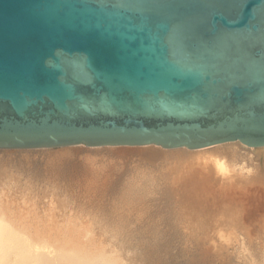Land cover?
<instances>
[{"label": "water", "instance_id": "1", "mask_svg": "<svg viewBox=\"0 0 264 264\" xmlns=\"http://www.w3.org/2000/svg\"><path fill=\"white\" fill-rule=\"evenodd\" d=\"M264 148V0H0V149Z\"/></svg>", "mask_w": 264, "mask_h": 264}, {"label": "rangeland", "instance_id": "2", "mask_svg": "<svg viewBox=\"0 0 264 264\" xmlns=\"http://www.w3.org/2000/svg\"><path fill=\"white\" fill-rule=\"evenodd\" d=\"M68 148V149H67ZM77 148V149H76ZM122 147H86V146H72V147H62V149L61 148H53V149H38V151H37V149H28V150H23L22 152H21V150L22 149H0L1 151H0V168H1V166H2V168H3V172H5V169H6V171L7 172H5V174H2V169H0V186L2 185V187L3 186H5V184L7 185V186H5V187H3V188H1V189H3V192H6V193H8V194H11L12 193V191H13V193L15 192V191H17V192H15V193H20V194H22V196H26V197H30L31 199H32V201H34L33 202V204L35 205V207L34 208H32V211H33V213L32 214H35L36 213V216L38 215V218L36 219V220H38L39 218H42L44 221H45V219L49 222V224H50V226L47 228L46 227V229H47V233H48V235H51L53 238H54V236L55 235H57V236H55L56 238H55V242H57V243H55V244H57L58 245V247L59 246H61V244H62V246L61 247H64V244L65 245H67V246H65L64 248H68L69 250H71V248L73 249L76 245H72L73 243H77V244H80L81 243V245H78L77 246V249L78 250H80L81 249V251L83 250V248L85 249V247H83V246H85L86 245V249H85V251L86 250H88L90 247H88V246H90L91 245V247L94 249L95 247H96V251H97V249L98 248H101L102 249V247H106V244H102L101 242H102V240L100 239V241H97L98 240V238L97 237H100V236H98V235H102V233L104 234H106V231H104V227L105 226H103V225H101L100 226V224L98 223L99 222V220H100V222H101V220L103 221L104 220V218H105V220L107 219L108 220V218L110 217L111 218V214H110V212H109V210H111V208L109 209V210H107L108 208H106V207H108L107 205V203L109 202V200L111 201V202H113V200H114V198L112 197V195H113V193H111L112 191H116L114 188H118L117 190L119 191L120 189H119V187H120V185L122 186L123 185V181L124 180H127V178L129 177V178H131L132 176H134V172H136V168L138 169V168H143L144 170H145V168L147 167V166H149L148 168H146L147 170H145V171H149L148 169L149 168H152L153 170H151L150 172H152L157 178H159L160 176L161 177H163L164 176V174H163V172L164 173H167V171H169V170H171V167H172V165L174 164L175 165V167L177 168H175L174 169V165H173V171L171 170V171H169L168 172V174H166L165 175V177H163V178H159V179H157L156 178V182L158 183V184H160L159 186L161 187V189H160V187L159 186H156V188L157 187H159V189L158 190H156L152 185H154V184H152L151 186L152 187H150L151 189H153L154 190V192L156 193V194H152V191L151 190H149L148 189V191L149 192H147L148 194H149V196H150V200L149 201H151V202H149L147 199H149V196H147L146 197V195H145V197L147 198H145V201H146V204H150V206L151 207H153L154 208V203H155V206H156V203H157V201L158 200H160V198H162V197H160L161 195L160 194H169L168 196L170 197H168L169 199H166L167 198V195L166 196H164V195H162L163 196V198L164 199H166V201H164V199H161V201L163 200V205H166V206H170L171 204H172V206H170V210H172V209H174V210H172V212L174 211V213H172V216H173V214H174V217H175V215L176 216H178V215H180V216H178V217H176V218H178V221H177V223H176V225H175V227L177 228L176 230H175V228L173 227V229H172V227H169V226H167V228H166V226L165 225H162V227H160V233H161V237H162V235H163V237H165L164 239H163V237H162V239H163V242H164V240L166 241V242H168L169 243V241H170V244H168V243H166V248H165V250H163L162 251V254H163V252L165 253V251H170V252H166V253H169V254H163V256H165V257H167V258H169V259H166L165 257H163L164 259H162L163 261H161V260H159V259H161V257H157L158 258V260L157 261H155V263H157V264H185V263H187L188 264V262H189V264H244V262H245V264H251V262L253 261V260H255V261H253V264L255 263L256 264V260L258 261L257 262V264H259V262H261V264H263L264 263V185L262 184L263 182H264V180H262L261 181V179L263 178L264 179V157H260V158H254L253 160H250V162H252V164L251 165H244V164H242V163H237V167L238 168H240V167H242V169L243 170H240V172H244L243 174H247L246 176H249L251 173H254V175H250L249 177H250V179L248 180V184L247 183H242V184H244L243 186L241 185V183H240V185L239 184H235V182L233 181V182H231L230 184H228L226 181H223L224 182V185L220 182V181H217V183H219V184H216V182H214V184H213V181H215V180H213L212 181V179H209V176L208 175H206L207 176V178H206V176L204 175L205 173H206V170L204 169L203 170V168H201V167H199L200 168V170H201V172H199L198 170H199V168H198V166L199 165H195V166H197L196 168L194 167V165L191 167V168H189V169H191L190 171L189 170H184L185 168H188V167H190V166H186V167H182V169H181V167H180V174L182 173V175H184L185 174V172H186V174H188L189 175V177H191L192 178V181H185V179H180V178H178V179H175V182H171L170 180H172L173 178V176L172 175H176V174H178L177 173V170L179 169V167H178V163H176V161L175 160H173V158L172 157H170V155H167V157L168 158H170L172 161H168V160H170V159H166L165 158V155L164 156H161L162 158H151L150 159V157H148V156H144V157H142L141 155H137V152H135L134 151V153L133 152H131L130 151V153L129 154H126L125 152H127L129 149H132V148H134L135 150H138V149H140L141 147H124L123 146V149H121ZM128 148V149H127ZM69 151V149H70V151L72 152H68L67 150ZM74 149V150H73ZM79 149V151H75V150H78ZM94 149H97V150H94ZM99 149V150H98ZM106 150V151H104L103 152V150ZM113 149H117V150H113ZM119 149H121L122 150V152H124V153H118V152H121V150L119 151ZM127 151H126V150ZM143 149V148H142ZM249 149V148H248ZM2 150H4L3 152H2ZM7 150V151H6ZM8 150L9 151H11V153L13 152V153H15V154H11V156L10 157H12V156H14L15 155V158L13 157V158H10V157H8L10 154L8 153ZM14 150H20L19 152L18 151H14ZM31 150V151H30ZM40 150V151H39ZM63 150H64V153L67 155V156H65V154H62L63 153ZM100 150H101V152H102V154H103V158H102V154L100 153ZM175 150H178V149H173V150H168V153L169 154H171V152H174ZM180 150H183V149H180ZM27 151V153L29 154H26V155H28V157L24 154V152H26ZM29 151H30V153L32 154H30L29 153ZM35 151V152H34ZM47 151H49V152H47ZM55 151V152H54ZM94 151V152H93ZM110 153H109V152ZM113 151H115V152H113ZM1 152L2 153H7V154H9V155H4V157H2L3 156V154H1ZM38 152V153H37ZM42 153V155H41V153ZM48 154H46V153ZM51 152H54L55 153V156L57 157V158H55V156H53L54 155V153H51ZM56 152H57V154L58 153H60V155L63 157V159H62V157L61 156H59L60 158H61V160H58V156H57V154H56ZM79 152V153H78ZM99 152V153H98ZM109 153V154H107V153ZM117 152V153H116ZM139 152V151H138ZM40 153V154H39ZM44 153V154H43ZM51 153V154H50ZM73 154V155H70V154ZM74 153H76V154H74ZM95 155H94V154ZM112 153V154H111ZM116 153V154H115ZM23 154V155H22ZM34 154V155H33ZM100 154V155H99ZM106 156H105V155ZM119 154V155H118ZM125 154L126 155H128L127 157L125 156ZM136 154V155H135ZM17 155V156H16ZM25 155V156H24ZM44 155V156H43ZM45 155L46 156H49V155H52V157L54 158V160L51 158L50 160L49 159H46V157H45ZM59 155V154H58ZM85 155H87V157L85 156ZM88 155H89V157H88ZM97 155V156H96ZM109 155V156H108ZM8 157V159L6 158V157ZM21 156V157H20ZM125 156V157H124ZM139 156V157H138ZM19 157V158H18ZM49 157H51V156H49ZM66 157V158H65ZM95 158V159H93V158ZM98 157H100L101 158V160H102V162H101V160H100V158H98ZM117 157V158H116ZM138 157V158H137ZM7 159L8 161L9 160H11V159H13V160H11L10 161V163L7 161V160H5V159ZM25 158H26V160H25ZM41 158V159H40ZM48 158V157H47ZM59 158V159H60ZM65 158V159H64ZM69 158V159H68ZM97 158V159H96ZM148 158V159H147ZM15 159H16V161H15ZM21 160V162H20V160ZM24 159V160H23ZM88 159V160H87ZM90 159H92V160H90ZM106 159V160H105ZM110 159H112V161L110 160ZM131 160V159H135L134 161L133 160H131L130 162H127L126 160ZM146 159V160H145ZM150 159V160H149ZM152 159H154V160H152ZM165 159L167 160L166 162H165ZM3 160V161H2ZM28 160V161H27ZM47 161V163L45 162V161ZM68 160V161H67ZM87 160V161H86ZM93 160H97L96 162H93ZM100 160V161H99ZM105 160V161H104ZM113 160H115L114 161V165H113ZM121 160V161H120ZM257 160V161H256ZM15 163H14V162ZM23 161H25V163L23 162ZM48 161H52V162H49V163H54L53 165H49V163H48ZM56 161H58L57 163H56ZM61 161H63V163L61 162ZM86 161V162H85ZM112 163H111V162ZM133 161V162H132ZM146 161V162H145ZM26 162H27V164H26ZM29 162V163H28ZM32 162V163H31ZM34 162V163H33ZM45 162V163H44ZM65 162V163H64ZM68 162H71V163H68ZM89 162V163H88ZM109 164V162H110V164L108 165L107 163ZM118 162V163H117ZM135 162V163H134ZM250 162H248V163H250ZM13 163H14V165H13ZM31 163V164H30ZM44 163V164H43ZM69 164L68 166L70 167V165H71V167L69 168L67 165H65V164ZM81 163H82V165H81ZM85 163H87V164H85ZM91 163V164H90ZM103 163H104V165H103ZM115 163L117 164V165H115ZM130 163V164H129ZM145 163V164H144ZM170 163V164H169ZM172 163V164H171ZM176 163V164H175ZM259 165H258V164ZM2 164V165H1ZM3 164H5V165H3ZM23 166H22V165ZM34 164V165H33ZM55 164H56V166H55ZM58 164H61V166L60 165H58ZM63 164V165H62ZM73 164V165H72ZM83 164H84V166H83ZM97 166H96V165ZM100 166H99V165ZM102 164V165H101ZM123 164V166H121ZM127 164V165H126ZM147 164V165H146ZM242 164V165H241ZM30 165V166H29ZM31 165H32V167H33V169H31L32 167H31ZM42 165V166H41ZM44 165H46V167L44 166ZM49 165V166H48ZM60 167V169L62 168V166L64 167L65 166V169H63L64 170V173L65 174H63V171H62V169L60 170V171H58L59 169L57 168L58 166ZM111 165H113L112 167H111ZM125 165V166H124ZM135 165H136V167H135ZM165 165H167V166H165ZM189 165V164H188ZM245 167H244V166ZM10 166V167H9ZM29 166V167H28ZM40 166V167H39ZM47 166H48V168H47ZM55 166V167H54ZM67 166V167H66ZM85 166H86V168H85ZM94 166V167H93ZM116 166V168L114 169V167ZM120 166V167H119ZM129 166V167H128ZM141 166V167H140ZM158 166V167H157ZM249 166H252V168L253 167H255V169L256 168H258L257 169V172L258 173H261V174H259V176H260V178L258 179L257 177L255 178L256 179V181L257 180H259V181H261V182H257L256 184H255V179H254V177L253 176H258L257 175V173H256V171L254 172V168H253V170L249 167ZM256 166H258V167H256ZM19 167V168H18ZM21 167H22V169H21ZM35 167V168H34ZM37 167V168H36ZM51 169H50V168ZM90 169H89V168ZM96 167V168H95ZM97 167H101L100 169L99 168H97ZM104 167V168H103ZM107 167V168H106ZM117 167H118V169H117ZM133 167V168H132ZM194 167V168H193ZM244 167V168H243ZM248 167H249V172L247 171L246 172V169H248ZM30 168V169H29ZM44 168V169H43ZM47 168V169H46ZM54 170H53V169ZM57 168V169H56ZM67 168V169H66ZM69 168V169H68ZM88 168V169H87ZM109 168V169H108ZM120 168V169H119ZM125 168V169H124ZM127 168H128V170H127ZM135 168V169H134ZM184 168V169H183ZM8 169V170H7ZM17 169V170H16ZM36 169H38V170H36ZM88 171H90V170H92V171H95V173L97 174L98 173V176L100 175V176H102V177H100L99 179H100V182H98V183H100V185H102V187H100L99 188V186H93L92 184H91V182L92 181H94L93 179H91V176H90V174H87V172H86V170ZM98 169V170H97ZM110 169H111V171L113 172V173H111V171H110ZM131 169H132V171H131ZM196 169H198L197 170V172L195 173V171H196ZM10 170H12V171H10ZM32 170V171H31ZM36 172H35V171ZM45 170H47V171H45ZM115 170V171H114ZM118 170V171H117ZM121 170V171H120ZM134 170V171H133ZM139 170H142V169H139ZM156 170H159V171H156ZM160 170H162V174H161V172H160ZM176 170V171H175ZM181 170L184 172V174H183V172H181ZM192 170H194V172H193V174H192ZM252 170V171H251ZM8 171H10V172H8ZM22 171V172H21ZM23 171H25V172H23ZM41 171H44L45 172V175H44V173L43 172H41ZM50 171V172H49ZM53 171H54V173H53ZM56 171H58L59 173H61L62 172V174H59L58 172H56ZM88 171V172H89ZM99 171H100V173H99ZM104 171V172H103ZM130 171H131V173L133 172V175H131V173H130ZM175 171V172H174ZM187 171H189V172H187ZM12 172V173H11ZM34 172V173H33ZM48 172V173H47ZM83 172V173H82ZM108 172V173H107ZM115 172V173H114ZM119 174V173H121V174H119V176H116V175H118L117 173ZM123 172V173H122ZM172 172H173V174H172ZM9 173V174H8ZM51 175H50V174ZM56 173L59 175V177H58V175H56ZM77 173V174H76ZM86 173V174H85ZM104 173V174H103ZM158 173V174H157ZM201 173H204V174H202L201 175ZM248 173H250V174H248ZM256 173V174H255ZM15 174V175H14ZM17 174H19V175H17ZM30 174V175H29ZM34 174V175H33ZM48 174V175H47ZM53 174H54V176H55V178H54V176H53ZM115 174V175H114ZM185 174V175H186ZM242 174V173H241ZM22 175V176H21ZM40 175H41V177H40ZM85 175V176H84ZM88 175V176H87ZM105 175V176H104ZM109 175V176H108ZM114 175V176H113ZM124 175V176H123ZM136 175V174H135ZM174 175V176H175ZM184 175V176H185ZM188 175H187V178H188ZM191 175H194V176H191ZM196 175V176H195ZM17 176V177H16ZM20 176V177H19ZM107 176V177H106ZM121 176H122V178L123 177H125V179L123 178L122 180H120L121 179ZM168 176V178H166ZM170 176V177H169ZM261 176H262V178H261ZM32 177V178H31ZM44 179H43V178ZM78 177V178H77ZM84 177V178H83ZM110 177V178H109ZM116 177V178H115ZM137 177V176H136ZM195 177H197V178H195ZM203 177H204V180H203ZM251 177L253 178V180H251ZM21 180H20V179ZM25 178V179H24ZM88 178V179H87ZM102 178V179H101ZM112 178V179H111ZM117 178H118V180H120V181H122L123 183H121V182H119V181H117ZM172 178V179H171ZM175 178V177H174ZM176 178H177V176H176ZM199 178V179H198ZM205 178H206V180H205ZM28 179V180H27ZM109 179V180H108ZM162 181H161V180ZM165 179V180H164ZM19 181V182H17V181ZM33 182H32V181ZM40 180V181H39ZM43 180V181H42ZM92 180V181H91ZM109 181L108 183H106L107 181ZM159 182H158V181ZM174 180V179H173ZM172 180V181H173ZM177 180V181H176ZM179 180V181H178ZM183 180L185 181V183H187L188 182V186L186 185V187H185V185H184V182H183ZM197 180H198V183H196L197 182ZM201 181V183H200V181ZM203 180V181H202ZM210 182H209V181ZM246 180V179H245ZM244 180V181H245ZM12 181H14V183L12 182ZM29 182V183H33L32 184V186H30V185H28L29 183H27V182ZM87 181V182H86ZM195 183H194V182ZM212 181V182H211ZM4 182V183H3ZM49 182V183H48ZM53 184V185H51V183ZM90 184H89V183ZM111 182H113V183H111ZM117 182H119V184L117 183ZM165 184H164V183ZM168 182V183H167ZM170 182V183H169ZM190 182V183H189ZM193 182V183H192ZM204 182V183H203ZM209 182V184H208V187L206 188V184ZM249 182H251V184L249 183ZM22 183V184H21ZM88 183V184H87ZM176 183V184H175ZM193 184V188H195V190H192L189 186H191L192 184ZM206 183V184H205ZM226 183H227V185H226ZM254 183V184H253ZM11 184V185H10ZM36 184V185H35ZM110 184H114V185H110ZM158 184H156L155 183V185H158ZM179 186H178V185ZM197 184V185H196ZM202 185V187L200 186V185ZM210 184H213V185H210ZM215 184H216V186H218V187H216L215 186ZM221 184H222V187H221ZM245 184H246V186H245ZM250 184V186H248ZM253 184V185H252ZM263 185V186H260V185ZM13 185V186H12ZM28 185V186H27ZM33 185H34V187H33ZM49 185H51V186H49ZM54 185H56V186H54ZM116 185H118L117 187H115ZM154 185V186H155ZM176 185H177V187H176ZM195 185V186H194ZM239 185V186H238ZM257 185H259V187L257 186ZM23 186V187H22ZM39 186V187H38ZM54 188H53V187ZM88 186H90V187H88ZM107 186H112V187H114V188H112V189H110V190H112V191H110V190H105V189H108L107 188ZM198 186V187H197ZM205 186V187H204ZM209 186H210V189H209ZM215 186V187H214ZM227 186V187H226ZM235 187V189H234V187ZM255 186V187H254ZM9 187V188H8ZM18 187V188H17ZM20 187V188H19ZM28 187H30V188H28ZM32 187V188H31ZM38 187V188H37ZM49 187V188H48ZM57 188V190H56V188ZM94 187V188H93ZM167 187H168V189H167ZM175 187H176V189H178V187H179V189L180 190H176L175 189ZM201 187V188H200ZM205 188V190H204V192L206 191V193H204L203 192V189ZM212 187H214V188H212ZM225 187L227 188V189H225ZM229 187V188H228ZM257 187V188H256ZM4 188H6L5 190H4ZM79 188V189H78ZM97 188V189H96ZM102 188V190L100 191V189ZM183 188V189H182ZM185 188H187V189H185ZM188 188H190V189H188ZM223 188V189H222ZM241 188V189H240ZM0 189V190H1ZM33 189V190H32ZM35 189V190H34ZM199 189V190H198ZM214 191H213V190ZM216 189V190H215ZM256 189V190H255ZM18 190H21V191H18ZM60 192H59V191ZM65 190V191H64ZM70 190V191H69ZM89 190H90V192H89ZM104 190V191H103ZM156 190V191H155ZM160 190V191H159ZM166 192H164V191ZM175 190V191H174ZM186 190H188V191H186ZM210 190H212L211 192H210ZM221 192H220V191ZM229 190V191H228ZM255 190V191H254ZM39 191V192H38ZM57 191V192H56ZM92 191V192H91ZM98 191V192H97ZM106 191H108V193L106 192ZM191 191L192 192H194V193H196L195 195H193V193H191ZM208 191H209V193L212 195V197H206V194H207V196H208ZM239 191V192H238ZM241 191V192H240ZM247 191V192H246ZM37 194H36V193ZM50 192V193H49ZM100 192V193H99ZM102 192H104V193H106V194H103ZM177 192V193H176ZM188 192H190L195 198H200V196L199 195H197V193L198 192H202L201 194H203L204 195V197H203V195L201 196L202 198V200L200 199V202H203L204 200H206L205 201V204H204V202L202 203V206H201V203L198 201V199H196L197 201H198V203H200V205L198 206V207H200L201 206V209L203 208V206L205 205V207H207V209H208V211L206 212V215H207V213L209 214V215H211L212 216V214H214L215 212V210L218 212H216L217 214H218V216H216L217 217V219L219 220H217L216 221V223H215V225L214 224H209L210 225V229L208 228V227H206V226H209L208 225V221L209 220H207V219H210L211 218V216H209V215H207L208 216V218H207V216L206 215H204V220H202L201 222H198V220H191L190 218H188L187 217V219L184 217L185 215V213L183 214V204L181 205V202H182V199L183 198H186V197H188V198H192L191 196L192 195H190V197H189V193ZM219 192H220V195H219ZM227 192V193H226ZM256 192V193H255ZM58 193H59V195H58ZM61 193V194H60ZM158 193V194H157ZM186 193V194H185ZM188 193V194H187ZM214 193H217L216 195L214 194ZM239 193H242V195L241 194H239ZM245 193V194H244ZM28 194V195H27ZM66 194V195H65ZM89 194V195H88ZM119 194V193H118ZM147 194V195H148ZM150 194H152V195H150ZM171 194H173V195H171ZM209 194V196H211ZM223 194V195H222ZM230 194V195H229ZM246 194H250V195H246ZM37 195V196H36ZM95 195V196H94ZM102 195V196H101ZM157 195V196H156ZM158 195H159V199H157L158 198ZM183 195H187L186 197L185 196H183ZM252 195V196H251ZM21 196V195H20ZM57 196H59V197H57ZM105 196V197H104ZM107 196H109V198L107 197ZM157 198H156V197ZM181 196H183V198H181ZM221 196V197H220ZM226 196H227V198H226ZM37 199H35V198ZM53 197H55V198H53ZM64 197V198H63ZM69 197V198H68ZM105 199H104V198ZM111 197H112V200H111ZM152 197H154V198H152ZM172 197V198H171ZM177 197H179L180 198V200H178L177 199ZM217 197V198H216ZM219 197V198H218ZM223 197V198H222ZM230 197V198H229ZM246 197V198H245ZM68 198V199H67ZM71 198V199H70ZM92 198V199H91ZM100 198H101V200H100ZM103 198V199H102ZM108 198V199H107ZM156 198V199H155ZM174 198V200H172ZM206 198V199H205ZM215 198H216V201H215ZM220 198H222V200L220 199ZM56 199H58V201L56 200ZM66 201H65V200ZM84 199V200H83ZM91 199V200H90ZM118 200H119V197L117 198ZM152 199H155V201L154 200H152ZM171 199V200H170ZM176 199V200H175ZM219 199V200H218ZM229 201H228V200ZM237 199V200H236ZM67 200H68V202H67ZM211 200V201H210ZM23 201V200H22ZM36 201V202H35ZM39 201V202H38ZM60 201H65V202H67L66 203V208H61L60 209V211L62 210V212L64 211V209L66 210V209H68V210H66V212H67V214H69V217H67L68 215H66V213H64L66 216V218L65 217H61V216H63V213H61L60 212V214H62L61 216H60V214H59V210H57V208L59 209V207H57L58 205H57V202H59L60 203ZM70 201V202H69ZM80 201V202H79ZM83 203H82V202ZM174 201H177V202H179V203H175ZM183 201H184V199H183ZM209 201L211 202V203H209ZM218 201V202H217ZM222 201V202H221ZM232 201V202H231ZM237 201H239L238 203H237ZM50 202V203H49ZM55 202V203H54ZM103 202H106V203H103ZM147 202H149V203H147ZM159 203H160V201H158ZM209 204V207H208V204ZM241 202V203H240ZM243 202V203H242ZM39 203V204H38ZM90 203V204H89ZM91 203H92V207H93V210L94 211H92V207H91ZM100 203H102V205L100 204ZM158 203V204H159ZM162 203H161V206H162ZM165 203V204H164ZM213 203V204H212ZM221 203V204H220ZM224 203V204H223ZM70 204H73V205H71V207L69 208L68 207V205H70ZM83 204V206H81ZM99 204H100V208L102 207L103 209H102V211L100 210V208H99ZM104 204H106V206L104 205ZM175 204V205H174ZM212 206H211V205ZM226 204H227V206L228 207H226ZM237 204H239V205H237ZM57 205V206H56ZM80 205V208L78 209L80 212H78V210H77V212L75 211V209L74 208H76V207H78V206ZM96 205V206H95ZM176 205H178V206H176ZM214 205V206H213ZM221 205H222V207H221ZM225 205V206H224ZM230 205V206H229ZM235 205V206H234ZM49 206V207H48ZM73 206H76V207H73ZM149 206V205H148ZM173 206H175L176 207V209H175V207H173ZM210 206H211V208H210ZM219 207L218 209H217V207ZM224 206V207H223ZM38 207V208H37ZM57 207V208H56ZM81 207H85L86 209H83V208H81ZM89 207V208H88ZM197 207V208H198ZM213 207H215V209H213ZM236 207H237V209H236ZM71 208H73V209H71ZM106 208V209H105ZM169 208V207H168ZM222 210H221V209ZM231 208V209H230ZM34 209V210H33ZM91 209V210H90ZM177 209H178V211H177ZM182 209V210H181ZM201 209H199L198 211H201ZM204 209V208H203ZM206 208H205V210H202V211H206L207 210ZM222 211H220V210ZM74 211V212H76V214L74 213V214H71L70 212L71 211ZM83 210L85 211H87V212H85V215H84V212H83ZM98 210H100L101 212H103V210H105L104 212H103V215H105L104 217L102 216V215H94V214H97L98 212H100V211H98ZM180 210V211H179ZM209 210H211V212L209 211ZM220 212H219V211ZM47 211V212H46ZM48 211H50V212H48ZM56 211V212H55ZM81 211H82V213H81ZM91 211V212H90ZM107 211L109 212V214H106L107 213ZM214 213H213V212ZM96 212V213H95ZM100 212V213H101ZM180 212H182L181 214H180ZM228 213L227 215H229L228 217H227V215H225V213ZM231 213V217H230V213ZM234 212V213H233ZM241 212V213H240ZM57 213H58V215H57ZM100 213H98V214H100ZM177 213V214H176ZM238 215H237V214ZM31 214V215H32ZM57 216H56V215ZM80 214V215H79ZM221 214V215H220ZM48 215V216H47ZM107 215V216H106ZM182 215H183V217H182ZM85 216V217H84ZM102 216V217H101ZM171 216V217H172ZM206 216V217H205ZM222 217V218H220V217ZM227 217V218H225V217ZM238 216H240V217H238ZM58 217L59 218H61V219H66V220H69L71 223H69L70 225H67V224H65V225H63L64 227H60L61 228V230H59V229H56V230H59V232H57V231H55L54 229H55V227L54 226H52V222H57V220H58ZM76 217H77V219H76ZM180 217H182V218H180ZM30 218V217H29ZM49 218H50V220H49ZM56 220H55V219ZM75 218V219H74ZM80 218V219H79ZM100 218H102V219H100ZM180 218V219H179ZM220 218V219H219ZM41 219V220H42ZM72 219V220H71ZM84 219H85V221H84ZM97 220L98 222H97V224H95V225H90L89 223H91V221L93 222L94 220ZM99 219V220H98ZM137 219H139V220H137ZM224 219V220H223ZM228 219H230V220H228ZM238 219H239V221H238ZM241 219V220H240ZM78 220V221H77ZM82 220V221H81ZM104 220V222H103V224L107 221H105ZM142 219H140V218H137L136 217V220H135V217L133 218H130L129 219V221H128V223H129V225H128V223L125 225L126 227H124V226H122V229H123V231H124V233L122 234L123 236H125V239H122V237L120 236V241L118 240V243H116L117 241H115V244L117 245H119L120 247H123V249L122 248H118V245L116 246L115 244H113V246L117 249H121L120 251H118L119 253L118 254H115V253H117V250L113 247V246H111L112 244L110 243V241H109V243H107V246H111L112 248H113V250H112V248L111 247H109V249L110 250H112V251H115L113 254L114 255H116V256H118V257H116L117 259H119V258H122V259H119V262L120 263H124V264H127V263H129V264H146V262H144L145 261V259H144V257H147V255L150 253V252H148L146 249L148 248V247H145V246H148V245H150L154 240H153V238H151V239H149V237H152L151 236V233L150 232H146V234H145V231H142V228L144 227H141L142 226V223L140 222ZM184 220V222H182V221ZM185 220H189V221H187V223H185L186 221ZM88 221V222H87ZM133 222V224H132V222ZM136 221V222H135ZM234 222V223H232V222ZM238 221V222H237ZM240 221L242 222V224L240 223ZM47 222V223H48ZM85 222V223H84ZM131 222V223H130ZM140 224H139V223ZM193 222L195 223V225H197V226H193L194 224H193ZM203 222V224H205V225H202L201 223ZM81 223V224H80ZM82 223L84 224V225H82ZM190 225H189V224ZM197 223V224H196ZM207 223V224H206ZM223 223H224V226L225 227H227L226 226V224L227 223H229V224H231V225H228V230H226L227 228H225L224 226H223ZM226 223V224H225ZM236 223H238L239 225H237ZM87 224V225H86ZM132 224V225H131ZM135 224V225H134ZM178 224H179V226H178ZM186 224V225H185ZM193 224V225H192ZM216 224H217V226H218V228H217V226H216ZM238 226H236V225ZM132 227H131V226ZM201 225V226H200ZM214 225V226H213ZM222 225V227H220ZM91 227L92 228V230H91V228H88V227ZM94 226V227H93ZM115 226V225H114ZM129 226V227H128ZM135 226L137 227V228H135ZM180 226H182V227H180ZM186 226V227H185ZM191 226H193V227H195L196 228V230H195V228H194V230L197 232V235L195 234V231H193V227H191ZM232 226V227H231ZM242 226H244V227H242ZM50 227L52 228V229H50ZM54 227V228H53ZM69 227V228H68ZM72 227V228H71ZM76 227V228H75ZM84 227V228H83ZM141 229L140 231H139V228ZM180 227V228H179ZM188 227V228H187ZM224 227V228H223ZM58 228V227H57ZM113 229H114V227H112ZM134 229V230H138L137 232H135L134 230H132V229ZM171 230H169V229ZM208 228V229H207ZM216 228V229H215ZM235 228V229H234ZM242 228V229H241ZM86 229V230H85ZM90 229V230H89ZM166 229H167V231H166ZM179 229V230H178ZM68 230H70V231H68ZM100 230V231H99ZM132 230V231H131ZM162 230H165V231H162ZM178 230V232H175V231H177ZM186 230V231H185ZM198 230V231H197ZM207 230V231H206ZM211 230H213L215 233H217L216 235H215V233L213 232V231H211ZM224 230V231H223ZM234 230V231H233ZM237 230V231H236ZM260 230H261V233H260ZM44 231V230H43ZM50 231V232H49ZM55 232V233H53V232ZM88 231V232H87ZM93 231H95V232H93ZM103 231V232H102ZM129 231H131V232H129ZM172 231H174V233L172 232ZM200 231H201V233H200ZM210 233H209V232ZM59 234V237H58V234ZM63 234H62V233ZM66 232H69V233H66ZM79 232V233H78ZM85 232V233H84ZM135 232V233H134ZM168 232H171V235H168ZM98 233V235H96ZM127 233V234H126ZM134 233V234H133ZM137 233V234H136ZM141 233V234H140ZM163 233V234H162ZM177 233V234H176ZM198 233H200V234H198ZM239 233V234H238ZM55 234V235H54ZM66 234V236H69L70 235V237H65L64 235ZM76 234V235H75ZM92 234V236H90ZM104 234V235H105ZM133 234V235H132ZM143 234V235H142ZM181 234V235H180ZM194 234V235H193ZM204 234H205V237H204ZM208 234H210V235H208ZM213 234V235H212ZM71 235H72V237H71ZM127 235H128V237H127ZM140 235H142V237L140 236ZM145 235V236H144ZM165 235V236H164ZM183 235V236H182ZM191 235H192V237H191ZM196 235V236H195ZM199 235V236H198ZM201 235V236H200ZM207 235V236H206ZM226 235V236H225ZM62 236V237H61ZM63 236L65 237L64 238V240H63ZM133 236V237H132ZM169 237V236H171L170 238H171V240H167V237ZM184 237V238H182V237ZM204 237V243H203V237ZM210 236V237H209ZM220 236H221V239H219L220 238ZM239 236H242V238L241 237H239ZM93 237V238H92ZM102 237V236H101ZM100 237V238H101ZM112 237V236H111ZM127 237V238H126ZM137 237V238H136ZM146 237V238H145ZM160 237V238H161ZM174 237V238H173ZM193 237H195V238H193ZM213 239H212V238ZM224 237H225V241H224ZM228 239H227V238ZM58 238V239H57ZM70 238V239H69ZM76 238V239H75ZM90 238V239H89ZM97 238V239H96ZM124 238V237H123ZM155 238V237H154ZM191 238V239H190ZM197 238H201V241H199V239H197ZM230 238V239H229ZM243 238H244V240H245V242L247 243V244H245V242L243 243ZM62 239V240H61ZM87 239V240H86ZM96 241H95V240ZM134 239H135V241H134ZM141 239V240H140ZM146 239V240H145ZM147 239H149V240H147ZM183 239H184V241H183ZM197 240V241H195V240ZM207 239V240H206ZM216 239H218L219 240V242H217V241H215ZM241 239V240H240ZM61 240V241H60ZM69 240H71V241H69ZM75 240V241H74ZM78 240V241H77ZM123 240H124V242H123ZM126 240H127V242H126ZM151 240V241H150ZM153 240V241H152ZM161 240V239H160ZM177 240V241H176ZM185 240H186V243H185ZM209 240V241H208ZM223 240V241H222ZM240 240V241H239ZM131 241V243H134V244H131V243H129ZM133 241V242H132ZM141 241V242H140ZM181 241H182V244L181 245H183V246H185L186 244H187V246H185L184 248H181L180 249V247H183V246H181L180 245V243H181ZM188 241H190V242H188ZM193 241V242H192ZM197 242V243H195V242ZM206 241V242H205ZM61 242V243H60ZM80 242V243H79ZM100 242V243H99ZM161 242H162V240H161ZM199 242V243H198ZM259 242V243H258ZM83 243H86V244H83ZM88 243V244H87ZM99 243V244H98ZM128 243V244H127ZM137 245H136V244ZM143 243V244H142ZM147 243V244H146ZM149 243V244H148ZM177 245H176V244ZM60 244V245H59ZM71 245V246H69V245ZM100 244H101V246H100ZM109 244H111V245H109ZM122 244V245H121ZM126 245L125 247H124V245ZM170 246H168V245ZM179 244V245H178ZM195 244V245H194ZM198 244V245H197ZM217 244V245H216ZM243 244H244V246H243ZM262 244V245H261ZM97 245H99L100 247H98ZM130 245V246H129ZM132 245H133V247L134 248H132ZM135 245H136V247L137 248H135ZM219 245H220V247H219ZM221 245L223 246L222 248H221ZM233 245H235V246H233ZM70 248H69V247ZM73 246V247H72ZM93 246H95V247H93ZM142 246V247H141ZM177 246V247H176ZM195 246H196V248H195ZM261 246V247H260ZM88 247V248H87ZM128 247H129V249H128ZM131 247V248H130ZM169 247V248H168ZM217 247V248H216ZM66 248V249H67ZM106 248H108V247H106ZM106 248H104V250L106 249ZM179 248V249H178ZM241 248V249H240ZM247 248V249H246ZM76 249V248H75ZM75 249H73V250H75ZM109 249H106L107 251L109 250ZM134 249V250H133ZM136 249V250H135ZM141 249H142V251H141ZM143 249H145V251L146 252H144L143 253ZM149 249V248H148ZM175 249V250H174ZM185 249V250H184ZM239 249V250H238ZM103 250V249H102ZM109 250V251H110ZM131 250V251H130ZM150 251H151V248L149 249ZM177 250V251H176ZM179 250H180V252H179ZM196 250V251H195ZM198 250V251H197ZM223 250V251H222ZM77 251V250H76ZM80 251V252H81ZM98 251H100L99 249H98ZM112 251H110L111 253H112ZM171 251H173V252H171ZM186 251V252H185ZM190 251V252H189ZM194 251V252H193ZM200 251V252H199ZM251 253H250V252ZM262 251V252H261ZM124 252V253H123ZM139 252V253H138ZM176 252H178V257L180 258V259H177L178 257L176 256L177 255V253ZM183 254H182V253ZM219 252V253H218ZM223 254H222V253ZM110 253V254H111ZM128 253H130V254H128ZM133 253V254H132ZM135 253H136V255H135ZM145 253H147V254H145ZM152 253V255L154 254L153 252H151ZM171 253V254H170ZM185 253V254H184ZM194 253V254H193ZM219 255H218V254ZM242 253V254H241ZM247 253V255H245ZM256 253V254H255ZM120 254H122V256L120 255ZM131 258V259H133V261L129 258V257H127V255ZM145 254V255H144ZM124 255V256H123ZM155 255V254H154ZM168 255H170L171 257L173 256V258H171L170 256H168ZM181 255H183V256H181ZM253 255V256H252ZM119 256H121V257H119ZM157 256H158V254H157ZM187 256V257H186ZM189 256V257H188ZM240 256V257H239ZM249 256H251V259H250V257ZM255 256V257H254ZM198 257V258H197ZM226 257V258H225ZM260 259H259V258ZM261 257H262V259H261ZM136 258V259H135ZM139 258H141V259H139ZM175 258H176V260H175ZM186 258V259H185ZM253 258V259H252ZM255 258V259H254ZM126 261H125V260ZM130 259V260H129ZM147 259V258H146ZM172 259V260H171ZM190 259V260H189ZM234 259V260H233ZM250 259V260H249ZM130 261V262H128V261ZM135 260H137V261H135ZM166 260H168L167 262H166ZM177 260H178V262H177ZM180 260H181V263H180ZM186 260V261H185ZM200 260V261H199ZM248 260H249V262H248ZM262 260V261H261ZM123 261V262H122ZM126 263H125V262ZM173 261V262H172ZM183 261V262H182ZM188 261V262H187ZM238 261V262H237ZM251 261V262H250ZM140 262V263H139ZM142 262V263H141ZM161 262H163V263H161ZM175 262V263H174ZM154 263V264H155Z\"/></svg>", "mask_w": 264, "mask_h": 264}, {"label": "bare ground", "instance_id": "3", "mask_svg": "<svg viewBox=\"0 0 264 264\" xmlns=\"http://www.w3.org/2000/svg\"><path fill=\"white\" fill-rule=\"evenodd\" d=\"M81 146V145H80ZM69 147H72V146H69ZM61 149H62V147H60ZM138 148V147H137ZM143 148V149H142ZM50 149H53V148H50ZM68 149V148H67ZM66 149V150H67ZM77 149V148H76ZM121 149H123V147L121 148ZM121 149H119V151L121 150ZM128 149V148H127ZM180 149H183V150H180ZM23 150H28V149H22L21 150V152L23 151ZM45 150V149H44ZM74 150V149H73ZM94 150H97V149H94ZM99 150V149H98ZM113 150H117V149H113ZM126 150V149H125ZM168 150H173V149H164V148H161V147H158V146H146V147H141L140 149H138V150H135L134 148H132V149H129L127 152H125L126 154H129L130 153V151L131 152H133L134 153V151L135 152H137V155H141L142 157H146V156H148V157H150V159L153 157V158H162L161 156H164L165 155V158L167 159L168 157H167V155H170V157H172L173 158V160H175L176 161V163H178V167H179V169L177 170V173L178 174H174V175H172L173 177V181L172 180H170L171 182H175V179H178V178H180V179H185V181H192V178L191 177H189V175L188 174H186V172H185V174H184V172L181 170V172H183V174L185 175H182V173L180 174V167H181V169H182V167L184 166V167H186V166H190V167H188V168H183L184 170H191V169H189V168H191L193 165H194V167L196 168L197 166H195V165H199L198 166V168L199 167H201V168H203V170L205 169L206 170V173L204 174V173H201V175L202 174H204L205 176L206 175H208L209 176V179H212V181L213 180H215V181H213V184H214V182H216V184H219V183H217V181H220L221 183L223 182V181H226L228 184H230L231 182H235V184L237 183V184H239L240 185V183H241V185L243 186L244 184H242V183H247L248 184V180L250 179V175H254V173H248V174H250L249 176H246L247 174H243L244 172L242 171V172H240V170H243L242 169V167H240V168H238L237 167V163H242V164H244V165H251L252 164V162H250V160H253L254 158H260V157H264V148H259V149H248L247 147H245V146H243L242 144H240L239 142H227V143H222V144H217V145H213V146H209V147H204V148H200V149H193V150H191V149H187V148H178V150H175L174 152H171V154H169L168 153ZM1 151V150H0ZM4 150H2V152H3ZM7 151V150H6ZM14 151H18V150H14ZM20 151V150H19ZM18 151V152H19ZM31 151V150H30ZM30 151H29V153H30ZM37 151H38V149H37ZM40 151V150H39ZM68 151V150H67ZM69 151H70V149H69ZM68 151V152H69ZM72 151V150H71ZM70 151V152H71ZM75 151H79V149L78 150H75ZM104 151H106L105 149L103 150V152ZM139 151V152H138ZM1 152V154H3V156L2 157H4V155L6 154V155H9L10 153H11V151H9L8 150V153L9 154H7V153H2ZM35 152V151H34ZM47 152H49V151H47ZM55 152V151H54ZM54 152H51V153H54ZM80 152V151H79ZM78 152V153H79ZM94 152V151H93ZM109 152V151H108ZM113 152H115V151H113ZM38 153V152H37ZM41 153V152H40ZM39 153V154H40ZM46 153V152H45ZM50 153V154H51ZM66 153V152H65ZM64 153V150H63V153L62 154H65ZM72 153V152H71ZM99 153V152H98ZM100 153L102 154V152H101V150H100ZM105 153V152H104ZM107 153V152H106ZM110 153V152H109ZM109 153H107V154H109ZM117 153V152H116ZM115 153V154H116ZM119 154L120 153H124V152H122V150H121V152H118ZM12 155L13 154H15V153H11ZM11 154L8 156V157H10L11 156ZM24 154L26 155V154H28L27 153V151L26 152H24ZM31 154V153H30ZM44 154V153H43ZM47 154V153H46ZM56 154H57V152H56ZM59 154V155H58ZM57 154V156H58V160H61V158L59 157V156H61L60 155V153H58ZM70 154V153H69ZM74 154H76V153H74ZM94 154V153H93ZM96 154V153H95ZM94 154V155H95ZM106 154V155H107ZM112 154V153H111ZM118 154V155H119ZM125 154V156L127 157L128 155H126ZM23 155V154H22ZM24 155V156H25ZM29 155V154H28ZM28 155H26L27 157H28ZM32 155V154H31ZM34 155V154H33ZM41 155H42V153H41ZM48 155V154H47ZM70 155H73V154H70ZM100 155V154H99ZM105 155V154H104ZM105 155V156H106ZM136 155V154H135ZM1 156V155H0ZM17 156V155H16ZM44 156V155H43ZM49 156H51V157H49ZM49 156H46L45 155V157H46V159H53L54 160V158L52 157V155H49ZM53 156H55V153H54V155ZM65 156H67L66 154H65ZM86 157H87V155H85ZM97 156V155H96ZM109 156V155H108ZM124 156V157H125ZM6 157V156H5ZM8 157H6L7 159H8ZM15 158V155L14 156H12V157H10V158ZM21 157V156H20ZM48 157V158H47ZM62 157V156H61ZM88 157H89V155H88ZM139 157V156H138ZM137 157V158H138ZM144 157V158H145ZM19 158V157H18ZM55 158H57L56 156H55ZM60 158V159H59ZM66 158V157H65ZM64 158V159H65ZM93 158V157H92ZM98 158H100V157H98ZM102 158H103V154H102ZM117 158V157H116ZM155 158V159H156ZM1 159V158H0ZM5 159V158H4ZM7 159H5V160H7ZM41 159V158H40ZM62 159H63V157H62ZM69 159V158H68ZM93 159H95V158H93ZM97 159V158H96ZM148 159V158H147ZM149 159V160H150ZM165 159V162L167 161ZM168 159H170V158H168ZM11 160H13V159H11ZM11 160H7L9 163H10V161ZM20 160V159H19ZM24 160V159H23ZM25 160H26V158H25ZM88 160V159H87ZM86 160V161H87ZM90 160H92V159H90ZM100 160H101V158H100ZM99 160V161H100ZM106 160V159H105ZM104 160V161H105ZM111 161H112V159H110ZM126 160V159H125ZM131 160H133V159H131ZM131 160H126L127 162H130ZM135 160V159H134ZM133 160V161H134ZM146 160V159H145ZM152 160H154V159H152ZM3 161V160H2ZM15 161H16V159H15ZM28 161V160H27ZM45 161V160H44ZM68 161V160H67ZM85 161V162H86ZM97 161V160H96ZM95 160H93V162H96ZM110 161V162H111ZM114 161L115 160H113V165H114ZM121 161V160H120ZM132 161V162H133ZM169 162L170 161H172L171 159L170 160H168ZM257 161V160H256ZM14 162V161H13ZM20 162H21V160H20ZM24 163H25V161H23ZM46 163H47V161H45ZM44 162V163H45ZM49 162H52V161H48V163ZM58 161H56V163H57ZM62 163H63V161H61ZM101 162H102V160H101ZM110 162H109V164H110ZM146 162V161H145ZM248 162H250V163H248ZM15 163V162H14ZM14 163H13V165H14ZM29 163V162H28ZM32 163V162H31ZM30 163V164H31ZM34 163V162H33ZM43 163V164H44ZM65 163V162H64ZM68 163H71V162H68ZM89 163V162H88ZM107 163V162H106ZM112 163V162H111ZM118 163V162H117ZM135 163V162H134ZM175 163V164H176ZM26 164H27V162H26ZM51 163H49V165H50ZM54 163H52L51 165H53ZM85 164H87V163H85ZM91 164V163H90ZM108 164V163H107ZM108 164V165H109ZM130 164V163H129ZM145 164V163H144ZM170 164V163H169ZM172 164V163H171ZM189 164V165H188ZM241 164V165H242ZM258 164V163H257ZM2 165V164H1ZM3 165H5V164H3ZM22 165V164H21ZM24 165V164H23ZM22 165V166H23ZM34 165V164H33ZM48 165V166H49ZM58 165H60L61 166V164H58ZM57 165V166H58ZM63 165V164H62ZM65 165H69V164H65ZM73 165V164H72ZM81 165H82V163H81ZM88 165V164H87ZM96 165V164H95ZM99 165V164H98ZM102 165V164H101ZM103 165H104V163H103ZM113 165H111V167L113 166ZM115 165H117L116 163H115ZM127 165V164H126ZM147 165V164H146ZM174 165V164H173ZM173 165H172V167H171V170L173 171ZM243 165V166H244ZM253 165V164H252ZM259 165V164H258ZM30 166V165H29ZM28 166V167H29ZM42 166V165H41ZM45 167H46V165H44ZM48 166H47V168H48ZM55 166H56V164H55ZM54 166V167H55ZM66 166V167H67ZM83 166H84V164H83ZM97 166V165H96ZM100 166V165H99ZM105 166V165H104ZM121 166H123V164L121 165ZM125 166V165H124ZM165 166H167V165H165ZM10 167V166H9ZM31 167H32V165H31ZM40 167V166H39ZM69 167V166H68ZM70 167H71V165H70ZM69 167V168H70ZM94 167V166H93ZM120 167V166H119ZM129 167V166H128ZM135 167H136V165H135ZM141 167V166H140ZM149 166H147L146 168H148ZM158 167V166H157ZM193 167V168H194ZM245 167V166H244ZM243 167V168H244ZM252 170H253V168H254V172L256 171V173H257V175L258 176H253L254 177V179L257 177L258 179L260 178V176H259V174H261V173H258L257 172V169L258 168H256L255 169V167H253L252 168V166H249ZM249 167H248V169H246V172L249 170ZM256 167H258V166H256ZM19 168V167H18ZM35 168V167H34ZM37 168V167H36ZM46 168V169H47ZM50 168V167H49ZM59 170L58 171H60L62 168L63 169H65V166L63 167L62 166V168L60 169V167L58 166L57 167ZM56 168V169H57ZM68 168V169H69ZM85 168H86V166H85ZM89 168V167H88ZM87 168V169H88ZM96 168V167H95ZM97 168H101V167H97ZM104 168V167H103ZM107 168V167H106ZM116 168V166L114 167V169ZM133 168V167H132ZM145 168V170H147ZM153 168V167H152ZM152 168H149L148 170L149 171H145L143 168H136V172H134L135 174H134V176H132L131 178H127L126 176V178H127V180H122L123 178L125 179V177H123L122 178V176H121V179L120 180H122V181H120V180H118V178H117V181H119V182H121V183H123V185L121 186L120 185V187H119V191L116 189V188H114V187H112V186H107V188L108 189H105V190H110V189H112V188H114L116 191L114 192V191H112V190H110V191H112L111 193H113V195H112V197L114 198V200H113V202H111L110 200H109V202L107 203L108 205V207H106V208H108L107 210H109L110 208H111V210H109V212H110V214H109V212L107 211V213L106 214H109L110 216H111V218L109 217L108 218V220L106 221L105 220V218H104V220L106 221L104 224H103V222H104V220L102 221L101 220V222H100V220H99V222L95 219L93 222L91 221V223H89L90 225H95V224H97V222L100 224V226L101 225H103V226H105L103 229H104V231H106V234L104 235L103 233H102V235H98V233L96 234V235H98V236H102L101 238L100 237H97L98 238V240L97 241H100V239L102 240V244H106V247H108V248H106V247H102L101 246V244H100V246L102 247V249L101 248H98L100 251H98V249H97V251H96V247L95 246H93V247H95L94 249L91 247V245L90 246H88V247H90L88 250H86L85 251V249H86V245L85 246H83V247H85V249L83 248V250L81 251V249L80 250H78L77 249V246L78 245H81V243L80 244H75V243H73L72 245H76L73 249H75V250H73L72 248H71V250H69L67 247V249L66 248H64L65 246H67V245H65L64 244V247H61L62 246V244H61V246H59L58 247V245L57 244H55V243H57V242H55V236H57V235H55L54 236V238L51 236V235H48V233L46 232L47 231V229H46V227L48 228L49 226H50V224H49V222L45 219V221L42 219V218H39L38 220H36L37 218H38V215L36 216V213L35 214H32L33 213V211H32V208H34L35 207V203L33 204V202L34 201H32V199L30 198V197H26V196H22V194H20L19 192L18 193H15V192H17V191H15L14 193H13V191H12V193L11 194H8V193H6V192H3V189H1V188H3V187H5V186H7L6 184H5V186H3L2 187V185L0 186V264H122V263H120L119 262V259H122V258H119V259H117L116 257H118V256H116V255H114L113 253L115 252V251H112L113 250V248L111 247V246H113V244H115V241H117L116 243H118V240L120 241V236L122 237V239H125V236H123L122 234L124 233V231H123V229H122V226H124V227H126L127 225V223H128V221H129V219L130 218H134L135 217V220H136V217L137 218H140V219H142L140 222L142 223V226L141 227H143L142 228V231H145V234H146V232L148 233V232H150L151 233V236L152 237H149V239H151V238H153V242L150 244V245H148V246H145V247H148L149 249L151 248V251L147 248L146 250L148 251V252H150L148 255H147V257H144V259H145V261L144 262H146V264H154L155 263V261H157L158 260V258L159 257H161V259H159V260H161V261H163L162 259H164L163 257H165V256H163V254H165L166 252H170V251H165V253L163 252V254H162V251L163 250H165V248L167 247L166 246V243H168V242H166L165 240H164V242H163V239L165 238V237H163V235H162V237H163V239H162V237H161V233H160V227H162V225H165L166 226V228H167V226H169V227H172V229H173V227L175 228V230L177 229L176 227H175V225H176V223H177V221H178V218H176V217H178V216H180V215H178V216H176L175 215V217H174V209H172V210H174L173 212H172V210H170L171 208H170V206H172V204L170 205V206H166V205H163V200L161 201V199H164L163 198V196L162 195H164V196H166L167 194H160L161 196L160 197H162V198H160V200H158V201H160V203L157 201V203H156V206H155V203H154V208L153 207H151L150 206V204H146V201H145V198L147 197V196H149V194L147 193V192H149L148 191V189L150 188V187H154L156 190H158L159 189V185L160 184H158L157 182H156V178L158 177L157 175V177L152 173V172H150L151 170H153ZM176 167H175V165H174V169H175ZM0 169H2V174H5V172H7L6 171V169H5V172H3L4 170H3V168H2V166H1V168ZM21 169H22V167H21ZM30 169V168H29ZM31 169H33V167L31 168ZM44 169V168H43ZM51 169V168H50ZM53 169V168H52ZM55 169V168H54ZM53 169V170H54ZM62 169V171H63V174H65L64 173V170ZM67 169V168H66ZM90 169V168H89ZM109 169V168H108ZM117 169H118V167H117ZM120 169V168H119ZM125 169V168H124ZM135 169V168H134ZM139 169H142V170H139ZM151 169V170H150ZM177 169V168H176ZM8 170V169H7ZM17 170V169H16ZM36 170H38V169H36ZM86 170V169H85ZM93 170V169H92ZM92 170H86V172H87V174H90V176H91V179H93L94 181H92L91 182V184L94 186H99V188L100 187H102V185H100V183H98V182H100V177H102V176H98V173L96 174L95 173V171H92ZM98 170V169H97ZM127 170H128V168H127ZM171 170H169V171H171ZM197 170L198 169H196V171H195V173L197 172ZM251 170V171H252ZM259 170V169H258ZM10 171H12V170H10ZM10 171H8V172H10ZM32 171V170H31ZM35 171V170H34ZM45 171H47V170H45ZM58 171H56V172H58ZM110 171H111V169H110ZM113 171V170H112ZM111 171V173H113ZM115 171V170H114ZM118 171V170H117ZM121 171V170H120ZM131 171H132V169H131ZM131 171H130V173H131ZM134 171V170H133ZM156 171H159V170H156ZM169 171H167V173H164L163 172V174H164V176L163 177H165V175L166 174H168V172ZM176 171V170H175ZM174 171V172H175ZM189 171H187V172H189ZM199 172H201V170H200V168H199V170H198ZM260 171V170H259ZM22 172V171H21ZM23 172H25V171H23ZM36 172V171H35ZM41 172H43L44 173V175H45V172L44 171H41ZM50 172V171H49ZM104 172V171H103ZM160 172H161V174H162V170H160ZM193 172H194V170H192V174H193ZM249 172V171H248ZM261 172V171H260ZM12 173V172H11ZM34 173V172H33ZM48 173V172H47ZM53 173H54V171H53ZM59 173V172H58ZM83 173V172H82ZM99 173H100V171H99ZM108 173V172H107ZM115 173V172H114ZM117 173V172H116ZM123 173V172H122ZM170 173V172H169ZM190 173V172H189ZM242 173V174H241ZM255 173V174H256ZM9 174V173H8ZM50 174V173H49ZM55 174V173H54ZM54 174H53V176H54ZM59 174H62V172L61 173H59ZM62 174V175H63ZM77 174V173H76ZM86 174V173H85ZM104 174V173H103ZM118 174V173H117ZM119 174H121V173H119ZM119 174L118 175H116V176H119ZM158 174V173H157ZM162 174V175H163ZM172 174H173V172H172ZM191 174V173H190ZM264 174V173H263ZM15 175V174H14ZM17 175H19V174H17ZM30 175V174H29ZM34 175V174H33ZM48 175V174H47ZM51 175V174H50ZM56 175H58L57 173H56ZM55 175V176H56ZM115 175V174H114ZM113 175V176H114ZM131 175H133V172L131 173ZM187 175H188V178H187ZM22 176V175H21ZM55 176H54V178H55ZM85 176V175H84ZM88 176V175H87ZM105 176V175H104ZM109 176V175H108ZM124 176V175H123ZM137 176V177H136ZM176 176H177V178H176ZM191 176H194V175H191ZM196 176V175H195ZM17 177V176H16ZM20 177V176H19ZM40 177H41V175H40ZM58 177H59V175H58ZM107 177V176H106ZM161 177V176H160ZM159 177V178H160ZM163 177H161V178H163ZM170 177V176H169ZM175 177V178H174ZM185 177V178H184ZM264 177V176H263ZM32 178V177H31ZM43 178V177H42ZM78 178V177H77ZM84 178V177H83ZM110 178V177H109ZM116 178V177H115ZM159 178H157V179H159ZM166 178H168V176L166 177ZM195 178H197V177H195ZM206 178H207V176H206ZM206 178H205V180H206ZM261 178H262V176H261ZM20 179V178H19ZM25 179V178H24ZM44 179V178H43ZM88 179V178H87ZM102 179V178H101ZM112 179V178H111ZM199 179V178H198ZM246 179V180H245ZM21 180V179H20ZM28 180V179H27ZM109 180V179H108ZM161 180V179H160ZM165 180V179H164ZM203 180H204V177H203ZM202 180V181H203ZM245 180V181H244ZM251 180H253V178L251 177ZM262 180H264L263 178L261 179V181ZM17 181V180H16ZM32 181V180H31ZM34 181V180H33ZM32 181V182H33ZM40 181V180H39ZM43 181V180H42ZM107 181V180H106ZM158 181V180H157ZM162 181V180H161ZM177 181V180H176ZM179 181V180H178ZM185 181L183 180V182H184V185H185V187H186V185L188 186L189 184H188V182L187 183H185ZM200 181V180H199ZM207 181V180H206ZM209 181V180H208ZM211 181V182H212ZM255 181H256V179H255ZM261 181H259V180H257L256 182H255V184L258 182H261ZM13 183H14V181H12ZM17 182H19V181H17ZM27 182V181H26ZM87 182V181H86ZM109 181H107L106 183H108ZM119 182H117L118 184H119ZM159 182V181H158ZM194 182V181H193ZM192 182V183H193ZM210 182V181H209ZM209 182L206 184L207 186H206V188L208 187V184H209ZM4 183V182H3ZM27 183H29V182H27ZM49 183V182H48ZM51 183V182H50ZM89 183V182H88ZM87 183V184H88ZM111 183H113V182H111ZM155 183L156 184H158V185H155ZM164 183V182H163ZM168 183V182H167ZM170 183V182H169ZM190 183V182H189ZM191 183V184H192ZM195 183V182H194ZM196 183H198V180H197V182ZM200 183H201V181H200ZM204 183V182H203ZM227 183H226V185H227ZM250 184H251V182H249ZM262 183V182H261ZM1 184V183H0ZM22 184V183H21ZM33 184V183H32ZM32 184L31 183H29L28 185H30V186H32ZM90 184V183H89ZM152 184H154V185H152ZM165 184V183H164ZM176 184V183H175ZM213 184H210V185H213ZM216 184H215V186H216ZM223 185H224V182L222 183ZM222 184H221V187H222ZM250 184L248 185V186H250ZM254 184V183H253ZM252 184V185H253ZM263 185H264V182L262 183ZM11 185V184H10ZM27 185V186H28ZM36 185V184H35ZM51 185H53L52 183H51ZM51 185H49V186H51ZM110 185H114V184H110ZM152 185V186H151ZM178 185V184H177ZM177 185H176V187H177ZM197 185V184H196ZM200 185V184H199ZM238 185V186H239ZM260 185V184H259ZM259 185H257L258 187H259ZM263 185H260V186H263ZM13 186V185H12ZM54 186H56V185H54ZM118 185H116L115 187H117ZM156 186H159V187H157L156 188ZM179 186V185H178ZM195 186V185H194ZM201 187H202V185H200ZM214 186V187H215ZM245 186H246V184H245ZM23 187V186H22ZM33 187H34V185H33ZM39 187V186H38ZM37 187V188H38ZM53 187V186H52ZM88 187H90V186H88ZM162 187V186H161ZM161 187H160V189H161ZM176 187H175V189H176ZM192 190H195V188H193V184L191 185V186H189ZM198 187V186H197ZM200 187V188H201ZM205 187V186H204ZM203 187V188H204ZM214 187H212V188H214ZM216 187H218V186H216ZM227 187V186H226ZM225 187V189H227ZM234 187V186H233ZM244 187V186H243ZM255 187V186H254ZM9 188V187H8ZM18 188V187H17ZM20 188V187H19ZM28 188H30V187H28ZM32 188V187H31ZM49 188V187H48ZM54 188V187H53ZM56 188V187H55ZM94 188V187H93ZM103 188V187H102ZM102 188L100 189V191L102 190ZM190 188H188V189H190ZM229 188V187H228ZM257 188V187H256ZM6 188H4V190H5ZM79 189V188H78ZM97 189V188H96ZM167 189H168V187H167ZM183 189V188H182ZM185 189H187V188H185ZM209 189H210V186H209ZM223 189V188H222ZM234 189H235V187H234ZM241 189V188H240ZM33 190V189H32ZM35 190V189H34ZM56 190H57V188H56ZM149 190H153V189H149ZM155 190V191H156ZM176 190H180L179 189V187H178V189H176ZM199 190V189H198ZM204 190H205V188L203 189V192H204ZM213 190V189H212ZM212 190H210V192L212 191ZM216 190V189H215ZM256 190V189H255ZM254 190V191H255ZM18 191H21V190H18ZM59 191V190H58ZM65 191V190H64ZM70 191V190H69ZM104 191V190H103ZM160 191V190H159ZM164 191V190H163ZM175 191V190H174ZM186 191H188V190H186ZM207 191V190H206ZM206 191L204 192V193H206ZM214 191V190H213ZM212 191V192H213ZM220 191V190H219ZM229 191V190H228ZM39 192V191H38ZM57 192V191H56ZM60 192V191H59ZM89 192H90V190H89ZM92 192V191H91ZM98 192V191H97ZM107 193H108V191H106ZM165 192V191H164ZM167 192V191H166ZM165 192V193H166ZM221 192V191H220ZM220 192H219V195H220ZM239 192V191H238ZM241 192V191H240ZM247 192V191H246ZM36 193V192H35ZM50 193V192H49ZM100 193V192H99ZM103 194H106V193H104V192H102ZM119 193V194H118ZM156 194L155 192H154V190L152 191V194ZM177 193V192H176ZM189 193V194H188ZM187 194L189 195V197H190V195H192L191 193H193V195H195L196 193H194V192H192L191 191V193L190 192H188ZM202 193V192H201ZM200 192H198L197 193V195H203V194H201ZM208 193H209V191H208ZM227 193V192H226ZM256 193V192H255ZM37 194V193H36ZM61 194V193H60ZM109 194V193H108ZM148 194V195H147ZM152 194H150V195H152ZM153 194V195H154ZM158 194V193H157ZM186 194V193H185ZM210 194V193H209ZM209 194H208V196H207V194H206V197L208 198V197H212V195L211 196H209ZM215 195L217 194V193H214ZM239 194H241L242 195V193H239ZM245 194V193H244ZM21 195V196H20ZM28 195V194H27ZM58 195H59V193H58ZM66 195V194H65ZM89 195V194H88ZM145 195H146V197H145ZM152 195V196H153ZM169 195V194H168ZM167 195V198L166 199H169L170 197ZM171 195H173V194H171ZM191 196L192 198H188V197H186L185 195H183V196H185L186 198H183V196H181V198H183L184 199V201H183V199H182V202H181V205L183 204V214L185 215L184 217L187 219V217L188 218H190L191 220H198V222H201L202 220H204V215H206V212L208 211V209H207V207H205V205L203 206V208L201 209V206H202V203L204 202V204H205V201L206 200H204L203 202H200V199L202 198L201 196H200V198H195L194 196ZM205 195V194H204ZM204 195H203V197H204ZM223 195V194H222ZM230 195V194H229ZM246 195H250V194H246ZM37 196V195H36ZM95 196V195H94ZM102 196V195H101ZM157 196V195H156ZM155 196V197H156ZM217 196V195H216ZM252 196V195H251ZM57 197H59V196H57ZM105 197V196H104ZM103 197V198H104ZM108 198H109V196H107ZM112 197H111V200H112ZM119 197V200L117 199ZM169 197V198H168ZM221 197V196H220ZM35 198V197H34ZM37 198V197H36ZM35 198V199H36ZM53 198H55V197H53ZM64 198V197H63ZM69 198V197H68ZM67 198V199H68ZM102 198V199H103ZM107 198V199H108ZM152 198H154V197H152ZM157 198V197H156ZM155 198V199H156ZM172 198V197H171ZM217 198V197H216ZM216 198H215V201H216ZM219 198V197H218ZM223 198V197H222ZM222 198H220L221 200H222ZM226 198H227V196H226ZM230 198V197H229ZM246 198V197H245ZM71 199V198H70ZM92 199V198H91ZM90 199V200H91ZM105 199V198H104ZM147 199V198H146ZM155 199H152V200H154L155 201ZM157 199H159V195H158V198ZM166 199H164V201H166ZM177 199L178 200H180V198L179 197H177ZM196 199H198V201L201 203V206L200 207H198L199 205H200V203H198V201L196 200ZM206 199V198H205ZM209 199V198H208ZM23 200V201H22ZM37 200V199H36ZM57 201H58V199H56ZM65 200V199H64ZM84 200V199H83ZM100 200H101V198H100ZM148 201L150 200V196H149V199H147ZM171 200V199H170ZM172 200H174V198L172 199ZM176 200V199H175ZM202 200V199H201ZM219 200V199H218ZM228 200V199H227ZM237 200V199H236ZM66 201V200H65ZM65 201H60V203L59 202H57V207H59V209L57 208V210H59V214H60V212L61 213H66V215H68L67 217H69V214H67V212H66V210H68V209H64V211L62 212V210L60 211V209L62 208H66V203L68 202V200H67V202H65ZM181 201V200H180ZM179 201V202H180ZM211 201V200H210ZM209 201V203H211ZM229 201V200H228ZM36 202V201H35ZM39 202V201H38ZM70 202V201H69ZM80 202V201H79ZM82 202V201H81ZM149 202H151V201H149ZM149 202H147V203H149ZM175 203L177 202V201H174ZM179 202H177V203H179ZM218 202V201H217ZM222 202V201H221ZM232 202V201H231ZM239 201H237V203H238ZM50 203V202H49ZM55 203V202H54ZM83 203V202H82ZM103 203H106V202H103ZM159 203V204H158ZM161 203H162V206H161ZM207 203V202H206ZM241 203V202H240ZM243 203V202H242ZM39 204V203H38ZM90 204V203H89ZM101 205H102V203H100ZM100 204H99V208H100ZM165 204V203H164ZM208 204V203H207ZM213 204V203H212ZM221 204V203H220ZM224 204V203H223ZM71 205H73V204H70V205H68V207L70 206L71 207ZM105 206H106V204H104ZM149 205V206H148ZM175 205V204H174ZM211 205V204H210ZM237 205H239V204H237ZM78 206V205H77ZM81 206H83V204L81 205ZM93 205H92V203H91V207H92ZM96 206V205H95ZM176 206H178V205H176ZM212 206V205H211ZM211 206H210V208H211ZM214 206V205H213ZM225 206V205H224ZM223 206V207H224ZM230 206V205H229ZM235 206V205H234ZM49 207V206H48ZM69 207V208H70ZM73 207H76V206H73ZM103 207V206H102ZM100 208V210L102 211V209L104 208ZM110 207V208H109ZM169 207V208H168ZM173 207H175V206H173ZM198 207V208H197ZM208 207H209V204H208ZM217 207V206H216ZM221 207H222V205H221ZM226 207H228L227 206V204H226ZM38 208V207H37ZM80 208V205L78 206V207H76V208H74L75 209V211L77 212V210ZM81 208H83V209H86L85 207H81ZM89 208V207H88ZM105 208V209H106ZM205 208L207 209L206 211H202V210H205ZM219 207H217V209H218ZM71 209H73V208H71ZM73 209V210H74ZM175 209H176V207H175ZM199 209H201V211H198ZM213 209H215V207H213ZM221 209V208H220ZM219 209V210H220ZM231 209V208H230ZM236 209H237V207H236ZM34 210V209H33ZM71 211L70 213L71 214H76V212H74V211ZM91 210V209H90ZM100 210H98V211H100ZM182 210V209H181ZM218 210V211H219ZM222 210V209H221ZM220 210V211H221ZM92 211H94L93 210V207H92ZM100 211V212H101ZM105 210H103V212H104ZM177 211H178V209H177ZM180 211V210H179ZM210 212H211V210H209ZM219 211V212H220ZM47 212V211H46ZM48 212H50V211H48ZM56 212V211H55ZM78 212H80L79 210H78ZM83 212H84V215H85V212H87L86 210L84 211L83 210ZM91 212V211H90ZM100 212H98V213H100ZM103 212H101L100 214H94V215H102L103 217L105 216V215H103ZM213 212V211H212ZM215 212V213H214ZM213 213L214 214H212V216L211 215H209L208 213H207V215H209V216H211V218L210 219H207V220H209L208 221V225L210 224H214L215 225V223H216V221L218 220L217 219V217L216 216H218V212L215 210ZM217 212V213H216ZM222 212V211H221ZM63 213V216H61L62 214H60V216L61 217H65L66 215ZM81 213H82V211H81ZM96 213V212H95ZM172 213H174L173 214V216H172ZM182 212H180V214H181ZM230 213V212H229ZM234 213V212H233ZM241 213V212H240ZM32 214V215H31ZM177 214V213H176ZM228 213L226 212L225 213V215H227ZM237 214V213H236ZM56 215V214H55ZM57 215H58V213H57ZM56 215V216H57ZM80 215V214H79ZM206 215V216H207ZM221 215V214H220ZM238 215V214H237ZM48 216V215H47ZM59 216V215H58ZM101 216V217H102ZM107 216V215H106ZM172 216V217H171ZM205 216V217H206ZM229 215H227V217H228ZM30 217V218H29ZM85 217V216H84ZM182 217H183V215H182ZM182 217H180V218H182ZM183 217V218H184ZM220 217V216H219ZM225 217V216H224ZM227 217H225V218H227ZM230 217H231V213H230ZM238 217H240V216H238ZM66 218V217H65ZM179 218V219H180ZM207 218H208V216H207ZM220 218H222V217H220ZM219 218V219H220ZM232 218V217H231ZM42 219V220H41ZM55 219V218H54ZM75 219V218H74ZM76 219H77V217H76ZM80 219V218H79ZM100 219H102V218H100ZM49 220H50V218H49ZM56 220V219H55ZM72 220V219H71ZM137 220H139V219H137ZM224 220V219H223ZM228 220H230V219H228ZM241 220V219H240ZM78 221V220H77ZM82 221V220H81ZM84 221H85V219H84ZM182 221V220H181ZM186 222L185 223H187V221H189V220H185ZM219 221V220H218ZM238 221H239V219H238ZM237 221V222H238ZM48 222V223H47ZM88 222V221H87ZM127 222V223H126ZM132 222V221H131ZM130 222V223H131ZM136 222V221H135ZM182 222H184V220L182 221ZM190 222V221H189ZM232 222V221H231ZM53 224H52V226H54L55 227V231H57V232H59V230H61V228L60 227H64L63 225H65V224H67V225H70L69 223H71L69 220H66V219H61V218H59L58 217V220H57V222H52ZM85 223V222H84ZM139 223V222H138ZM232 223H234V222H232ZM240 223L242 224V222L240 221ZM81 224V223H80ZM132 224H133V222H132ZM131 224V225H132ZM140 224V223H139ZM189 224V223H188ZM194 224V225H193ZM193 226H197V225H195V223L193 222ZM197 224V223H196ZM202 225H205V224H203V222L201 223ZM207 224V223H206ZM226 224V223H225ZM237 225H239L238 223H236ZM235 224V225H236ZM82 225H84L83 223H82ZM87 225V224H86ZM115 225V226H114ZM126 225V226H125ZM128 225H129V223H128ZM130 225V226H131ZM135 225V224H134ZM186 225V224H185ZM190 225V224H189ZM210 225L209 226H206V227H210ZM213 225V226H214ZM228 225H231V224H229V223H227L226 224V226L227 227H225L224 226V223H223V226L225 227V228H227L226 230H228L229 228H228ZM236 225V226H237ZM178 226H179V224H178ZM193 226H191V227H193ZM201 226V225H200ZM216 226H217V224H216ZM53 227V228H54ZM58 227V228H57ZM88 227V226H87ZM92 227V226H91ZM91 227H88V228H91ZM94 227V226H93ZM102 227V226H101ZM112 227H114V229L112 228ZM129 227V226H128ZM132 227V226H131ZM180 227H182V226H180ZM179 227V228H180ZM186 227V226H185ZM220 227H222V225L220 226ZM223 227V228H224ZM232 227V226H231ZM238 227V226H237ZM242 227H244V226H242ZM60 228V229H59ZM69 228V227H68ZM72 228V227H71ZM76 228V227H75ZM84 228V227H83ZM135 228H137L136 226H135ZM139 228V227H138ZM188 228V227H187ZM194 228L195 227H193L192 229H193V231H195L196 230V228H195V230H194ZM207 228V229H208ZM217 228H218V226H217ZM245 228V227H244ZM50 229H52L51 227H50ZM56 229H59V230H56ZM132 229V228H131ZM169 229V228H168ZM210 229V228H209ZM216 229V228H215ZM219 229V228H218ZM235 229V228H234ZM242 229V228H241ZM44 230V231H43ZM86 230V229H85ZM90 230V229H89ZM91 230H92V228H91ZM132 230H134V229H132ZM131 230V231H132ZM141 229L139 228V231H140ZM170 230V229H169ZM174 230V229H173ZM179 230V229H178ZM178 230L177 231H175V232H178ZM68 231H70V230H68ZM100 231V230H99ZM131 231H129V232H131ZM135 232H137L136 230H134ZM138 231V232H139ZM162 231H165V230H162ZM166 231H167V229H166ZM171 231V230H170ZM186 231V230H185ZM198 231V230H197ZM207 231V230H206ZM211 231H213V230H211ZM224 231V230H223ZM234 231V230H233ZM237 231V230H236ZM50 232V231H49ZM53 232V231H52ZM56 232V233H57ZM71 232V231H70ZM88 232V231H87ZM93 232H95V231H93ZM103 232V231H102ZM134 232V233H135ZM137 232V233H138ZM173 233H174V231H172ZM209 232V231H208ZM214 232V231H213ZM53 233H55V232H53ZM62 233V232H61ZM66 233H69V232H66ZM79 233V232H78ZM85 233V232H84ZM132 233V232H131ZM133 233V234H134ZM136 233V234H137ZM200 233H201V231H200ZM200 233H198V234H200ZM210 233V232H209ZM215 233V232H214ZM260 233H261V230H260ZM58 234V233H57ZM63 234V233H62ZM127 234V233H126ZM132 234V235H133ZM141 234V233H140ZM149 234V233H148ZM163 234V233H162ZM177 234V233H176ZM195 234L197 235V232L195 231ZM217 233H215V235H216ZM239 234V233H238ZM76 235V234H75ZM143 235V234H142ZM142 235H140L141 237H142ZM168 235H171V232H168ZM181 235V234H180ZM194 235V234H193ZM195 235V236H196ZM208 235H210V234H208ZM213 235V234H212ZM65 237H70V235L69 236H66V234L64 235ZM63 236V240H64V237ZM90 236H92V234L90 235ZM112 236V237H111ZM145 236V235H144ZM165 236V235H164ZM183 236V235H182ZM181 236V237H182ZM199 236V235H198ZM201 236V235H200ZM207 236V235H206ZM211 236V235H210ZM209 236V237H210ZM226 236V235H225ZM58 237H59V234H58ZM62 237V236H61ZM71 237H72V235H71ZM124 237V238H123ZM127 237H128V235H127ZM126 237V238H127ZM130 237V236H129ZM128 237V238H129ZM133 237V236H132ZM155 237V238H154ZM161 237V238H160ZM167 237V236H166ZM171 236H169V237H167V240L169 239V240H171V238H170ZM185 237V236H184ZM184 237H182V238H184ZM191 237H192V235H191ZM203 237V236H202ZM204 237H205V234H204ZM204 237H203V243H204ZM239 237H241L242 238V236H239ZM60 238V237H59ZM93 238V237H92ZM96 238V239H97ZM137 238V237H136ZM146 238V237H145ZM174 238V237H173ZM193 238H195V237H193ZM212 238V237H211ZM227 238V237H226ZM58 239V238H57ZM70 239V238H69ZM76 239V238H75ZM90 239V238H89ZM149 239H147V240H149ZM162 240V242H161V240ZM191 239V238H190ZM197 239H199V241H201V238H197ZM213 239V238H212ZM219 239H221V236H220V238ZM228 239V238H227ZM230 239V238H229ZM62 240V239H61ZM60 240V241H61ZM87 240V239H86ZM95 240V239H94ZM141 240V239H140ZM146 240V239H145ZM195 240V239H194ZM207 240V239H206ZM218 239H216L215 241H217ZM226 239H225V237H224V241H225ZM241 240V239H240ZM239 240V241H240ZM69 241H71V240H69ZM75 241V240H74ZM78 241V240H77ZM96 241V240H95ZM109 241H110V243L112 244H109V245H111V246H107V243H109ZM134 241H135V239H134ZM151 241V240H150ZM177 241V240H176ZM183 241H184V239H183ZM195 241H197V240H195ZM194 241V242H195ZM209 241V240H208ZM223 241V240H222ZM243 243L245 242V240H244V238H243ZM99 242V243H100ZM121 242V241H120ZM123 242H124V240H123ZM126 242H127V240H126ZM133 242V241H132ZM136 242V241H135ZM141 242V241H140ZM188 242H190V241H188ZM193 242V241H192ZM206 242V241H205ZM217 242H219V240L217 241ZM61 243V242H60ZM98 243V244H99ZM129 243H131V241L129 242ZM185 243H186V240H185ZM195 243H197V242H195ZM199 243V242H198ZM259 243V242H258ZM83 244H86V243H83ZM88 244V243H87ZM128 244V243H127ZM131 244H134V243H131ZM136 244V243H135ZM143 244V243H142ZM147 244V243H146ZM149 244V243H148ZM168 244H170V241H169V243ZM167 244V245H168ZM176 244V243H175ZM182 244V241H181V243H180V245ZM245 244H247L246 242H245ZM60 245V244H59ZM69 245V244H68ZM116 245V244H115ZM114 245V246H115ZM118 245V244H117ZM116 245V246H117ZM122 245V244H121ZM124 245V244H123ZM137 245V244H136ZM136 245H135V248H137L136 247ZM177 245V244H176ZM179 245V244H178ZM195 245V244H194ZM198 245V244H197ZM217 245V244H216ZM262 245V244H261ZM69 246H71V245H69ZM68 246V247H69ZM98 247H100L99 245H97ZM113 246V247H114ZM115 246V247H116ZM126 245H124V247H125ZM130 246V245H129ZM169 246V245H168ZM181 246H183V245H181ZM185 246H187V244L185 245ZM185 246H183V247H180V249L181 248H184ZM233 246H235V245H233ZM243 246H244V244H243ZM73 247V246H72ZM79 247V246H78ZM87 247V248H88ZM109 247H111L112 248V250H110L109 249ZM114 247V248H115ZM120 246L118 245V248H119ZM127 247V246H126ZM142 247V246H141ZM170 247V246H169ZM168 247V248H169ZM177 247V246H176ZM219 247H220V245H219ZM223 246L221 245V248H222ZM261 247V246H260ZM70 248V247H69ZM104 248H106V249H109L110 251H112V253L108 250H104ZM116 249L117 250V253H115V254H118L119 252L118 251H120L119 249ZM120 248H122L123 249V247H120ZM131 248V247H130ZM132 248H134L133 247V245H132ZM195 248H196V246H195ZM217 248V247H216ZM128 249H129V247H128ZM167 249V248H166ZM179 249V248H178ZM241 249V248H240ZM247 249V248H246ZM77 250V251H76ZM134 250V249H133ZM136 250V249H135ZM144 251H143V253L144 252H146L145 251V249H143ZM175 250V249H174ZM185 250V249H184ZM239 250V249H238ZM81 251V252H80ZM122 251V250H121ZM131 251V250H130ZM141 251H142V249H141ZM177 251V250H176ZM196 251V250H195ZM198 251V250H197ZM223 251V250H222ZM151 252H153L154 254L152 255V253ZM171 252H173V251H171ZM179 252H180V250H179ZM186 252V251H185ZM190 252V251H189ZM194 252V251H193ZM200 252V251H199ZM250 252V251H249ZM262 252V251H261ZM111 253V254H110ZM124 253V252H123ZM139 253V252H138ZM177 253V257H178V252H176ZM182 253V252H181ZM219 253V252H218ZM217 253V254H218ZM222 253V252H221ZM251 253V252H250ZM128 254H130V253H128ZM133 254V253H132ZM145 254H147V253H145ZM144 254V255H145ZM157 254H158V256H157ZM166 254H169V253H166ZM165 254V255H166ZM171 254V253H170ZM183 254V253H182ZM185 254V253H184ZM194 254V253H193ZM223 254V253H222ZM242 254V253H241ZM256 254V253H255ZM121 256H122V254H120ZM127 255V254H126ZM135 255H136V253H135ZM219 255V254H218ZM245 255H247V253L245 254ZM121 256H119V257H121ZM124 256V255H123ZM168 256H170V255H168ZM181 256H183V255H181ZM253 256V255H252ZM127 257H129L128 255H127ZM131 257V256H130ZM129 257V258H130ZM158 257V258H157ZM171 257V256H170ZM187 257V256H186ZM189 257V256H188ZM240 257V256H239ZM250 257V259H251V256H249ZM255 257V256H254ZM147 258V259H146ZM166 259H169V258H167V257H165ZM171 258H173V256L171 257ZM198 258V257H197ZM226 258V257H225ZM259 258V257H258ZM131 259V258H130ZM129 259V260H130ZM136 259V258H135ZM139 259H141V258H139ZM177 259H180L179 257L177 258ZM186 259V258H185ZM249 259V260H250ZM253 259V258H252ZM255 259V258H254ZM260 259V258H259ZM261 259H262V257H261ZM123 260V259H122ZM125 260V259H124ZM132 261H133V259H131ZM172 260V259H171ZM175 260H176V258H175ZM190 260V259H189ZM234 260V259H233ZM249 260H248V262H249ZM258 260V259H257ZM256 260V264H257V261ZM126 261V260H125ZM124 261V262H125ZM128 261V260H127ZM135 261H137V260H135ZM165 261V260H164ZM163 261V262H164ZM168 260H166V262H167ZM186 261V260H185ZM200 261V260H199ZM253 261H255V260H253ZM253 261L251 262V264H253ZM262 261V260H261ZM123 262V261H122ZM128 262H130V261H128ZM163 262H161V263H163ZM169 262V261H168ZM173 262V261H172ZM177 262H178V260H177ZM183 262V261H182ZM188 262V261H187ZM238 262V261H237ZM126 263V262H125ZM140 263V262H139ZM142 263V262H141ZM175 263V262H174ZM180 263H181V260H180ZM124 264V263H123ZM127 264H129V263H127ZM137 264V263H136ZM155 264H157V263H155ZM167 264V263H166ZM169 264V263H168ZM185 264H187V263H185ZM188 264H189V262H188ZM197 264V263H196ZM244 264H245V262H244ZM255 264V263H254ZM259 264H261V262H259ZM264 264V263H263Z\"/></svg>", "mask_w": 264, "mask_h": 264}]
</instances>
